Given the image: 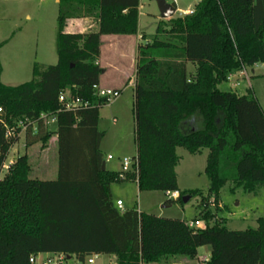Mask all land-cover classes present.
I'll use <instances>...</instances> for the list:
<instances>
[{
  "label": "trees",
  "instance_id": "1",
  "mask_svg": "<svg viewBox=\"0 0 264 264\" xmlns=\"http://www.w3.org/2000/svg\"><path fill=\"white\" fill-rule=\"evenodd\" d=\"M58 4L57 64H35L30 81L9 86L1 81L0 63V175L22 126L25 148L36 143L45 148L54 134L58 147L56 179L30 178L27 153L0 177V264H31V254L58 252L79 260L111 254L116 264H154L165 256L194 260L203 246L211 248L205 264H264V217L255 228L234 230L225 219L211 224L214 213L207 204L210 197L219 199L229 181L248 193L264 188V109L252 92L219 88L230 73L264 64V0H200L193 13L171 18L170 30L159 21L156 32L143 33L138 45L139 171L125 180H136L140 191H178V200L201 195V228L118 208L111 186L121 181L119 173L103 169L100 108L110 101L94 90L103 73L101 37L138 34L140 0ZM80 17L96 19L98 30L66 32L67 21ZM63 90L88 105L63 109ZM43 113L56 115L55 130L48 129ZM8 129L15 134L7 137ZM178 147L190 153L208 149L207 195L179 190Z\"/></svg>",
  "mask_w": 264,
  "mask_h": 264
},
{
  "label": "rangeland",
  "instance_id": "2",
  "mask_svg": "<svg viewBox=\"0 0 264 264\" xmlns=\"http://www.w3.org/2000/svg\"><path fill=\"white\" fill-rule=\"evenodd\" d=\"M168 2L171 0H167ZM200 0H178V7L186 9L194 7ZM142 4L139 28L148 36L157 29L158 22L164 20L166 30L172 28L170 19H162L155 0H140ZM59 4L57 0H0V63L2 67L1 81L9 86H17L33 78V68L38 65H55L58 62L56 51L57 17ZM185 14L176 12L173 18ZM142 41V38H140ZM250 73V69L248 70ZM228 91L227 82L219 86ZM240 95L250 92L259 100L264 108V64L256 67L255 75L250 78V84L244 81L236 89ZM49 130L56 129L53 116L46 117ZM99 129L104 133L101 150L105 156L111 154L113 159L107 161V169L121 171V161L125 157L136 155L134 96L131 87L122 89L120 95L100 108ZM12 147L0 175L4 178L12 160L20 154L28 153L32 163L31 176L44 180H54L58 176V152L54 139L44 150L41 143L25 148L24 130ZM179 161L176 166L178 186L180 191L202 190L204 195L210 186V180L205 172L208 149L200 153H190L184 147L177 148ZM38 157L44 166L36 170ZM9 162H11L9 164ZM38 163V162H37ZM9 164V165H8ZM38 166V165H37ZM112 198L124 202V209L137 208L146 213L160 217L180 218L192 221L198 218L201 195L192 196L184 203L174 199L168 202L164 191H140L137 181L127 179L115 182L111 186ZM214 218L211 224L221 219L227 220V226L234 230H245L257 227V219L264 217V188L255 193L245 192L242 187L229 181L219 191V199L208 198L207 202ZM165 206V207H164ZM204 225V224H201ZM200 227V226H199ZM210 246H204L199 251L208 253ZM95 264H116V258L110 254H100ZM154 264H204L198 259L182 256L163 257Z\"/></svg>",
  "mask_w": 264,
  "mask_h": 264
},
{
  "label": "crops",
  "instance_id": "3",
  "mask_svg": "<svg viewBox=\"0 0 264 264\" xmlns=\"http://www.w3.org/2000/svg\"><path fill=\"white\" fill-rule=\"evenodd\" d=\"M57 1L59 2V0H57ZM189 8H194V7H189ZM189 8H186L183 10L187 11V9H189ZM138 9H139V21H140V15H141V9H142L141 2L139 4ZM98 28H99V23L96 19H93L90 17H80V18L69 19L67 21L65 30H66V32H69V33H75V32L97 31ZM138 29H139L138 34H136V35H114V34L102 35V37H101V40H102L101 56L99 59V64L103 68V73L100 77V83H99L100 86H102L104 88H114V89H118L121 91L125 87H131L133 90V96H134L135 73H136V65H137V50H138L140 38H141L142 34L144 33L139 28V22H138ZM258 65L259 64H256L252 67H246L245 68V75L239 76L240 84L243 83L244 81H247L250 84V78L252 77V75H255L256 67ZM260 65H263V64H260ZM188 69L190 71H194L195 66L192 64H189ZM249 69H250L251 73L248 71ZM227 84H228L229 89L234 90L231 88V86L228 82H227ZM262 108H263V106H262ZM52 139H54L56 142V148H57V152H58L57 135L54 134L51 137V139L49 140V142H51ZM49 142L47 143V146L44 148L45 151L49 146ZM14 148H15V146H14ZM27 155H28L29 162H30V156L28 153H27ZM15 159H16V157H15ZM37 160H38L37 161L38 163L35 162L36 170L40 169L41 165L43 166V164H44V166L42 168H44L45 172L48 171L45 167V164H46L45 160L46 159L44 158L43 163L40 161V157H38ZM11 162H14V160H12ZM11 162H9V164ZM30 164H31V172H32V163L30 162ZM106 168H107V162H106ZM31 172H30V178L40 179L38 177L31 176ZM40 180H44V179H40ZM118 199H120V198H118ZM200 221H201V224H204V225L200 224V228L204 227L205 222L203 220H200ZM203 248H204V246L200 247L198 249V259L200 260L201 263L205 264L206 263L205 259L208 260L210 258L211 248L208 249L209 250L208 253L201 254L199 256V251ZM113 256L116 258L115 255H113Z\"/></svg>",
  "mask_w": 264,
  "mask_h": 264
},
{
  "label": "built area",
  "instance_id": "4",
  "mask_svg": "<svg viewBox=\"0 0 264 264\" xmlns=\"http://www.w3.org/2000/svg\"><path fill=\"white\" fill-rule=\"evenodd\" d=\"M172 5L175 6L176 12H181L184 14H191L194 12V8H189L187 11H184L183 9H180L178 7V0H171L169 1ZM245 75V68L241 71L230 73L227 77V82L230 84L231 88L236 90L240 86V80L239 76ZM94 90L97 96L99 97H107L109 101L114 100L117 98L121 90L114 89V88H104L100 86V84L94 85ZM59 102L63 109L68 111H74L76 109H79L81 107H86L88 103L83 102L80 98H75L71 95V92L69 90H63L59 94ZM1 113V108H0ZM47 116H53L54 120L56 121V115L55 114H48L43 113L42 117L46 120ZM22 130H25V127L22 126ZM22 132V131H21ZM20 132V133H21ZM19 133V134H20ZM15 134V129H8L7 130V137H11ZM113 159V156L111 154H108L106 157V162L108 160ZM5 166V165H4ZM121 171H119V179L125 180L127 178V175L129 173H136L138 174L139 171V163L138 159L135 156L133 157H125L121 161ZM9 167V166H7ZM168 199H178L180 194L178 191H166L165 192ZM118 208L124 210V202L122 199H117L116 201ZM187 224L189 227L193 228H200L201 221L199 219L187 221ZM96 254H92L87 256L84 260H79L76 257L66 255L65 253H37V254H31L29 257V261L31 264H95V259L97 258ZM207 261V259H205Z\"/></svg>",
  "mask_w": 264,
  "mask_h": 264
},
{
  "label": "water",
  "instance_id": "5",
  "mask_svg": "<svg viewBox=\"0 0 264 264\" xmlns=\"http://www.w3.org/2000/svg\"><path fill=\"white\" fill-rule=\"evenodd\" d=\"M160 11V16L162 19L172 18L176 13V8L174 5L169 3L167 0H155ZM103 169H106V160L103 162ZM190 195L183 196L182 200L184 203L190 200Z\"/></svg>",
  "mask_w": 264,
  "mask_h": 264
}]
</instances>
